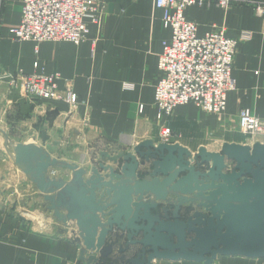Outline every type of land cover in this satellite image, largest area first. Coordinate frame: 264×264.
Masks as SVG:
<instances>
[{
	"label": "crops",
	"instance_id": "1",
	"mask_svg": "<svg viewBox=\"0 0 264 264\" xmlns=\"http://www.w3.org/2000/svg\"><path fill=\"white\" fill-rule=\"evenodd\" d=\"M104 3L100 27L91 24L87 40L81 45L37 44L17 41L11 34L21 24L23 0H1L0 133L15 142L38 145H42L46 133L47 145H56L54 157L84 169L105 164L118 172L124 160L115 164L109 158L135 154L136 147L146 141L164 143L160 137L162 125L173 131L168 144H179L193 155L202 147L218 153L225 143L255 144L241 133L239 113L247 109L264 120V16L239 5L227 10L217 6L189 8L186 16L197 23L199 36L223 28L238 41L233 70L237 89L229 95L223 114H207L189 104L179 106L172 117L159 121L155 88L161 78L158 66L163 42L170 34L162 25L163 12L155 8L153 0ZM19 72L59 74L60 92L64 94L71 88L78 96L77 104L64 99L32 103L20 88L2 79ZM18 131L31 138L13 136ZM208 141H213L211 148ZM4 149L0 147V264H88L81 259L83 245L75 242L74 229L64 232L39 191ZM50 172L52 177L69 181L73 178L69 170ZM151 172L150 164H146L140 167L139 176L150 180ZM7 191L17 196L19 206L6 205L3 196ZM32 205L35 207L31 212L27 208ZM187 211L188 205L183 206L180 215ZM117 236L126 251L120 253L116 247L109 258L101 260L102 264H130L141 251L140 246L127 248L126 234L122 232L113 233L109 241ZM214 264H264V258L219 257Z\"/></svg>",
	"mask_w": 264,
	"mask_h": 264
},
{
	"label": "water",
	"instance_id": "2",
	"mask_svg": "<svg viewBox=\"0 0 264 264\" xmlns=\"http://www.w3.org/2000/svg\"><path fill=\"white\" fill-rule=\"evenodd\" d=\"M2 134L7 154L47 210L64 232L74 229L88 264H102L116 247L126 251L118 236L109 241L115 232L126 234L127 248L141 247L130 264L264 258V143H225L221 152L202 147L193 155L179 144L146 141L135 154L109 158L103 153L115 164L124 160L118 172L105 164L84 169L54 157L56 145H47L46 133L42 145ZM146 164L150 180L139 176ZM54 169L69 170L73 178L52 177Z\"/></svg>",
	"mask_w": 264,
	"mask_h": 264
},
{
	"label": "built area",
	"instance_id": "3",
	"mask_svg": "<svg viewBox=\"0 0 264 264\" xmlns=\"http://www.w3.org/2000/svg\"><path fill=\"white\" fill-rule=\"evenodd\" d=\"M162 10V25L169 30L159 59L161 78L155 88L158 120L172 117L179 106L192 104L207 114L226 112L229 95L237 89L233 76L238 41L225 29H214L199 36L197 23L186 16L192 7L235 5L252 8L264 16V0H153ZM105 13L104 0H23L21 24L11 30L20 42H68L81 45L87 40L90 25L100 27ZM15 77V78H14ZM5 76L12 87L20 88L32 101L64 99L76 105L77 94L59 90V74L33 73ZM143 111V108H140ZM242 132L253 141L264 142V120L245 109L239 113ZM160 136L170 142L172 129L162 125Z\"/></svg>",
	"mask_w": 264,
	"mask_h": 264
},
{
	"label": "rangeland",
	"instance_id": "4",
	"mask_svg": "<svg viewBox=\"0 0 264 264\" xmlns=\"http://www.w3.org/2000/svg\"><path fill=\"white\" fill-rule=\"evenodd\" d=\"M0 3H1V0H0ZM19 73H22V72H19ZM19 73H17L16 75H14V76H17ZM24 74V73H23ZM26 75V74H25ZM31 75V74H30ZM14 76H12V77H14ZM15 78V77H14ZM2 79H6V78H3L2 77ZM8 80V79H7ZM9 83H11L10 82V80H9ZM11 85V84H10ZM13 88H15V89H17L16 87H13ZM29 101H31L32 103H34V104H37V103H39V101H32V100H30L29 99ZM41 102V101H40ZM228 108V107H227ZM227 111V110H226ZM240 130H241V133L242 134H244L243 132H242V129H241V126H240ZM172 134H173V131H172ZM245 135V134H244ZM13 136H15V137H17V138H20L21 140H24L25 138H31V137H29V135H26V134H24V133H22V132H20V131H18L17 133H13ZM246 136V135H245ZM161 137V136H160ZM247 137H250V136H247ZM171 139V138H170ZM251 140H252V138H250ZM161 140H162V138H161ZM260 140H264V139H260ZM209 142V144L211 143V145H209V147L211 148L212 147V143H213V141H208ZM257 142H261V141H256L255 143H257ZM165 143V142H164ZM261 143H264V142H261ZM4 145H5V141H4V136H3V134L2 133H0V147H1V149H4L5 147H4ZM5 150V149H4ZM2 151V150H1ZM6 195L5 196H3V200L5 201H7L6 202V205H9V206H12V205H17V206H19V204H18V198H17V196H15V194L14 193H11V192H9V191H7L6 193H5ZM29 201H30V199H29ZM35 206H29L28 208H27V210H30L31 212L33 211V208H34ZM26 218H29L28 216H26V214L24 215ZM34 222H35V220H34Z\"/></svg>",
	"mask_w": 264,
	"mask_h": 264
}]
</instances>
